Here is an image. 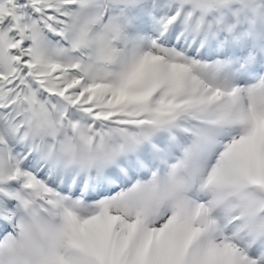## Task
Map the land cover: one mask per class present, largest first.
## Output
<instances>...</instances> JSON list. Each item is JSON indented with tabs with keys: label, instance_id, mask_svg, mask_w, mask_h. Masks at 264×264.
Returning <instances> with one entry per match:
<instances>
[{
	"label": "snow or ice",
	"instance_id": "1",
	"mask_svg": "<svg viewBox=\"0 0 264 264\" xmlns=\"http://www.w3.org/2000/svg\"><path fill=\"white\" fill-rule=\"evenodd\" d=\"M0 264H264V0H0Z\"/></svg>",
	"mask_w": 264,
	"mask_h": 264
}]
</instances>
